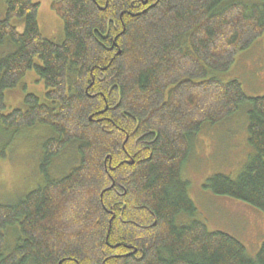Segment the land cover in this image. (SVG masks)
<instances>
[{
    "label": "trees",
    "instance_id": "16d2710c",
    "mask_svg": "<svg viewBox=\"0 0 264 264\" xmlns=\"http://www.w3.org/2000/svg\"><path fill=\"white\" fill-rule=\"evenodd\" d=\"M51 7L65 22L61 43L43 36L33 0L9 1L0 19V121L53 132L43 146L44 184L0 203V264H264V241L251 257L228 233L177 222L196 210L182 176L193 137L245 103L255 153L237 178L216 173L205 187L264 213V95L215 75L264 35V0ZM29 70L44 80L48 101L28 93L27 109L3 114L5 90ZM70 144L79 162L53 177V159Z\"/></svg>",
    "mask_w": 264,
    "mask_h": 264
},
{
    "label": "rangeland",
    "instance_id": "374dc122",
    "mask_svg": "<svg viewBox=\"0 0 264 264\" xmlns=\"http://www.w3.org/2000/svg\"><path fill=\"white\" fill-rule=\"evenodd\" d=\"M9 1L0 0V19L6 16ZM33 1L39 4L38 22L43 36L57 43L63 42L65 22L52 9L51 0ZM14 23L19 30L24 29L22 21ZM215 75L224 82L239 80L249 96L264 95V35L250 48L239 52L228 71ZM46 91L45 82L36 71H27L16 87L5 90L3 114L15 108L27 109L25 98L28 93L36 94L41 102H47ZM249 108V104L245 103L228 119L204 126L193 137V148L183 166L182 176L189 182L188 195L196 210L193 214L180 215L177 222L189 224L198 220L210 231L228 233L245 245L249 256L255 257L264 241V213L242 200L215 194L205 187L208 178L216 173L237 178L255 153L249 142ZM52 134V130L45 125L15 131V128L7 127L0 121L1 204L15 203L44 184L40 168L43 146ZM78 162L76 145L70 144L53 159L50 173L53 177H61ZM10 237L15 239L13 230Z\"/></svg>",
    "mask_w": 264,
    "mask_h": 264
}]
</instances>
